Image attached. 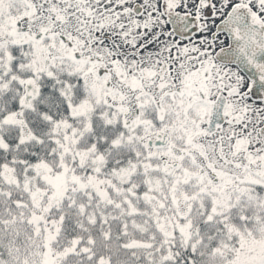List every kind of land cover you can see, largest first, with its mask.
I'll list each match as a JSON object with an SVG mask.
<instances>
[{"label": "snow or ice", "instance_id": "1", "mask_svg": "<svg viewBox=\"0 0 264 264\" xmlns=\"http://www.w3.org/2000/svg\"><path fill=\"white\" fill-rule=\"evenodd\" d=\"M0 264H264V0H0Z\"/></svg>", "mask_w": 264, "mask_h": 264}]
</instances>
